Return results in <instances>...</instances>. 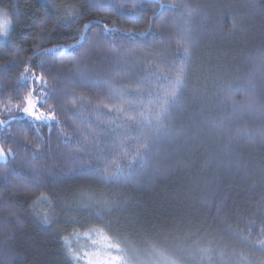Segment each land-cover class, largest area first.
<instances>
[{"label":"trees","instance_id":"16d2710c","mask_svg":"<svg viewBox=\"0 0 264 264\" xmlns=\"http://www.w3.org/2000/svg\"><path fill=\"white\" fill-rule=\"evenodd\" d=\"M0 14L11 21L0 41V105L24 106L35 83L20 80L27 64L49 85L40 110L60 121L0 126V146L14 153L0 162V264H74L64 238L76 250L103 251L78 238L93 228L141 256L150 244L177 252L211 245L212 264H240L241 254L264 264V0H0ZM85 24L82 46L71 48ZM129 31L149 34L120 35ZM185 42L184 87L161 124L108 113L104 105L117 101L104 81L139 85L142 97H125L138 107L165 85L157 76L184 60ZM95 128V144L81 151ZM74 159L93 170L70 173ZM115 165L124 175L100 178Z\"/></svg>","mask_w":264,"mask_h":264},{"label":"snow or ice","instance_id":"6c2138e0","mask_svg":"<svg viewBox=\"0 0 264 264\" xmlns=\"http://www.w3.org/2000/svg\"><path fill=\"white\" fill-rule=\"evenodd\" d=\"M97 6L99 7H110L107 3H100ZM166 5L161 4V8ZM169 7H175V5H168ZM155 15V14H154ZM11 21H4L3 17L0 16V37L8 36V26ZM88 25H84V29L81 30L80 39L77 40L74 44L70 45L71 48L76 49L81 47L83 41L86 39V29ZM105 33L117 32L116 29H110L107 25L103 26ZM149 33L146 32H125L120 33L122 36H127L129 39L144 38ZM51 51L50 49H45V52ZM113 51H117L113 49ZM184 60L175 68V71L169 75L157 76L156 80L159 84V81L163 79L166 83L162 88H157L156 92L150 93L148 101L145 103L143 99H140L136 102L138 107H133V101L126 100L125 97L131 96L132 93H135L136 96H143V89L137 85L132 89H124L118 87L114 81H104L107 87L110 90V99L117 101V103H108L104 105V108L108 109V113L115 111L121 117L124 123H131L137 126L147 125L151 126L153 124H161L163 118L169 113L170 107L177 101L181 89L184 87L185 75H186V59L191 55L190 46L187 42L183 46ZM134 54V53H133ZM20 80H35L37 84H41L43 87H49L48 82L44 80L43 75L30 74V69L26 64L24 71L21 73ZM45 96V93H41L39 97L34 96V90L30 89L28 93L23 97L22 103L23 107L21 108L19 104H13L11 100H8L6 103L0 105V108L4 112L9 113L10 120L17 119L16 116L11 115L14 112H21L24 116L31 117L33 121H47L49 123L55 122L60 123L56 119V116L53 111L44 113L37 110V105L41 102L42 98ZM99 109V105H97ZM134 113V114H130ZM10 121L0 120V126L7 125ZM109 123H111L109 121ZM100 130L98 128L91 129L89 137H85L86 143L81 145V151H88L91 149L93 144H95ZM67 136V134H65ZM70 140V136L62 141L67 144ZM147 144V139L143 142L141 148H137L136 152L133 153V159L136 157L142 156V147H145ZM39 147V146H38ZM121 150L124 155H127V151L124 150L123 141L121 142ZM102 155V151H101ZM14 157V153L11 149L7 151L0 147V161H6L8 158ZM37 158V153H33V159ZM35 169V165L32 166ZM93 169L89 166H86L82 162H79L77 159L72 161V166L69 169V172L75 174L76 172H88ZM100 178L105 181H113L120 178L124 175L123 168L120 165H115L113 168L109 169L105 167L102 172L99 173ZM41 198L47 199L44 194H41ZM41 198H37L38 200ZM36 202L34 201V204ZM96 206H100V202H96ZM91 208L92 205L87 206ZM49 213H44L45 222L49 221ZM99 216V213H97ZM75 234V233H74ZM78 238L80 235L88 238L92 241L94 245L99 244V249L88 251V250H76L71 246L70 241L67 237L64 238V243L66 247V252L68 257L74 264H187L191 259L199 257L200 264H212L213 252L214 249L211 245L208 247H197L195 250L191 249H181L180 252L171 251L168 248H158L154 244L148 246V251L143 255L137 254L134 249H131L129 246H121V242L114 240L111 236L107 235L103 229H89L83 233L77 234ZM95 235L96 239H93ZM257 245L260 248H264V239H261L257 242ZM182 252V254H180ZM223 255V253H221ZM240 264H248L247 257H244L242 254L240 256Z\"/></svg>","mask_w":264,"mask_h":264},{"label":"rangeland","instance_id":"374dc122","mask_svg":"<svg viewBox=\"0 0 264 264\" xmlns=\"http://www.w3.org/2000/svg\"><path fill=\"white\" fill-rule=\"evenodd\" d=\"M0 16L3 17V20L6 22L8 21L7 18L3 15V14H0ZM3 39V37H0V41ZM42 88V85L41 84H37L36 82L34 83L33 82V86H32V89L34 90V96L36 97H39L41 95V93H44V91L41 89ZM43 99L41 100V102L37 105V110L38 111H41L39 106L40 104L43 102ZM11 115H14L17 117V119H20V118H24V117H28V116H24L21 112H14L12 113ZM0 120H10V116L9 114H5L2 112V110H0ZM1 147V146H0ZM0 162H3V161H0ZM162 264V263H161Z\"/></svg>","mask_w":264,"mask_h":264}]
</instances>
